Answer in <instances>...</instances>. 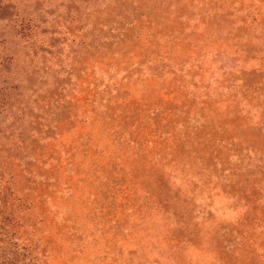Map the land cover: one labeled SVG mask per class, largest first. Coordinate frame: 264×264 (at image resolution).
I'll use <instances>...</instances> for the list:
<instances>
[{
  "label": "rangeland",
  "instance_id": "374dc122",
  "mask_svg": "<svg viewBox=\"0 0 264 264\" xmlns=\"http://www.w3.org/2000/svg\"><path fill=\"white\" fill-rule=\"evenodd\" d=\"M2 195L0 264H264V0H0Z\"/></svg>",
  "mask_w": 264,
  "mask_h": 264
},
{
  "label": "trees",
  "instance_id": "16d2710c",
  "mask_svg": "<svg viewBox=\"0 0 264 264\" xmlns=\"http://www.w3.org/2000/svg\"><path fill=\"white\" fill-rule=\"evenodd\" d=\"M226 15H229V13H227ZM222 23H223V21H222ZM183 40L186 41L185 39H183ZM221 45L222 46H225V47L222 48V53H227L228 48H229L228 47V44H226V42H221L217 48H221ZM179 86L182 87L183 85L179 84ZM166 94L168 95L169 93H166ZM143 103L144 102H141L140 105H143ZM201 106L202 107H205L206 106V96H204V98H203V100L201 102ZM72 148H73L72 141H69L68 140V142L66 143V149H65L64 153H66L67 151H70ZM47 187H48V184L45 181V178L44 177L41 179V181L36 182V186L34 188H32V190H33V192H35V197H38L40 199L33 200L32 199L33 197H31L29 199L30 202L28 203V206H25V209H31L32 208V210H30V211H34L35 213H38L39 215L42 214L43 213V210H44L43 197L46 196V194H47V191H46ZM129 194H130V191L127 192V193H124V195H129ZM0 197L2 198L0 200V203H1V206H0L1 209L0 210H2L1 211V214L2 213H5L7 210H9L8 213L10 214L13 211V210H11L13 206H14L15 212L18 211L19 208L18 207H15V205L13 204V202L15 201L14 200L15 199L14 197H10V199H8L7 197H5L3 195L0 196ZM6 205H7L8 209H5ZM11 224H14V223H11ZM4 225L7 226L6 223H4L3 221H0V229H1V226H4ZM14 226H15V224H14ZM10 230H11V226L4 232V234H6L7 232H9ZM1 240L3 241V240H5V238H1ZM5 243H7V245H8V244H10L12 242L7 239V242L5 241ZM13 246H15V244L12 243V246H10V247L14 248ZM20 249H23V248H20ZM15 252H16V250H14L11 255H14ZM24 253H25V251L22 250L18 254V256H20V259L21 260L24 259ZM31 259L32 258H30L27 263H29ZM2 262H3V264H16L17 261H16V257L12 256L11 258H8V257L5 258Z\"/></svg>",
  "mask_w": 264,
  "mask_h": 264
}]
</instances>
